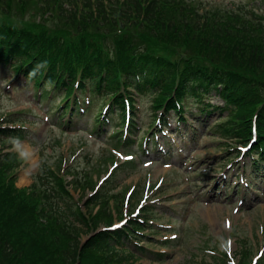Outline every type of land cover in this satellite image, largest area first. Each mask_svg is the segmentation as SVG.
<instances>
[{"label": "rangeland", "instance_id": "374dc122", "mask_svg": "<svg viewBox=\"0 0 264 264\" xmlns=\"http://www.w3.org/2000/svg\"><path fill=\"white\" fill-rule=\"evenodd\" d=\"M173 1L158 0L162 14L159 19H155L159 16L156 12L143 20L134 18L136 22L130 20L132 24L124 23L122 32L117 26L106 25V29L99 27L98 31H93L92 36L110 52L116 38L121 37L141 48L147 41L148 48L155 46L158 53L166 56L185 55L186 50L178 42H172L175 36L167 33L162 25L164 20L181 21V13L189 20L184 19L189 25L197 27L207 22L208 28L214 27L220 33L227 27L229 38L234 36L240 42L236 54L242 51L245 55L252 53L251 43L260 41V38L261 46L256 47L252 55H264V20L263 15H259L264 14L259 9L264 7L263 0H180L186 8H171L179 6ZM63 2L30 0L25 6L22 0H0V25L14 24L37 32L47 30L58 34L62 40L75 41L79 33L75 27L69 26L71 16L67 18L64 10L58 8ZM153 21V25H148ZM208 39H213L212 34ZM216 43L222 44V40L217 37ZM6 74L0 73V124L23 125L28 129L27 137L0 139V147L5 142L3 152H16L20 158V164L14 165L11 171L13 190L22 195L20 198L40 208L39 205L44 203L42 193L32 197V189L43 191L41 181L48 180L54 186L56 183L60 194L77 205L86 218L92 220L91 216L98 211L102 218L111 216L110 223L104 218L97 221L98 217L95 228L81 229V243L108 224L126 225L131 219H138L144 228L134 234L137 240L132 238L134 241L130 243L135 256L126 261L114 260L111 264H131L133 260L132 264H222L220 259L223 258L228 260L226 264H239L238 254L243 251L246 253H243L240 264H254L258 258L262 259L260 264H264V185H254L253 182L248 191L240 186L238 194L236 191L228 193L232 189L227 184L246 185L248 182L242 174L239 182L236 178L246 157L230 158L237 153L236 150L243 148L238 139L213 136L207 125L191 120L189 126L196 131L192 140L191 130L182 129L172 117L168 127L172 130L177 126V131L170 133L167 130V135L159 134L158 149L144 155V148L135 142L130 147L123 146L124 138L120 139L118 128L107 126L104 132L97 133L87 127L90 125H79L81 128L72 130L66 126L50 127L53 121L48 118L45 121L47 106L39 107L34 103L36 94L31 83L24 85L16 80L10 83L11 76L7 79ZM151 100V96L138 97L139 129L135 135L139 138L153 120ZM211 101L222 104L218 97H212ZM56 102L60 105L62 99ZM107 102L108 99L101 102V98H95L91 105L94 110ZM190 108L197 111V105ZM102 109L96 108V113ZM226 114L216 111L209 116V122L213 124ZM68 117L66 114L63 121ZM6 118H15L17 122L6 123ZM87 119L85 116L82 124ZM135 135L132 134L134 139ZM168 146L171 153L166 149ZM40 166L43 170L49 168L55 175L50 177L45 171L41 172ZM242 173L249 176L247 170ZM59 180L62 185L58 184ZM97 193H106L109 198L114 193L119 195L111 199L108 211L104 212L100 203L90 202ZM20 198L14 200L17 206L21 203ZM2 202L0 206L15 216L17 206H12L11 202L4 206ZM28 212L25 207L18 211L22 216ZM32 241V238L20 237L17 245L24 244L29 250L28 257L34 258ZM135 241L145 248V254L137 250ZM49 248L48 258L55 260L57 257ZM158 252L163 255L154 254Z\"/></svg>", "mask_w": 264, "mask_h": 264}, {"label": "trees", "instance_id": "16d2710c", "mask_svg": "<svg viewBox=\"0 0 264 264\" xmlns=\"http://www.w3.org/2000/svg\"><path fill=\"white\" fill-rule=\"evenodd\" d=\"M22 2L25 6L30 4V0ZM115 2L120 6L114 0H64L59 4V10H64L67 18L71 16L69 26L75 27L79 33L75 41L62 40L58 34L47 30L37 32L14 24H1L0 70H7L4 76L12 75L11 81L21 75L33 81L43 99L57 95L52 92V88L64 91L61 99L65 100V107L74 101L76 108L73 115L78 116H83L82 110H89L94 98L100 97L108 99V111H119L122 121L128 109V99L134 119L137 95L152 96L154 111L149 129H153V122L160 115V120L165 124L171 116L186 124V116L189 114L198 117V112L202 115L206 110L210 114L211 107L215 105L206 98L218 96L225 102L219 110H227L228 114L225 121L217 122L210 127V131L213 135L236 138L239 143L246 144L256 127L257 138L251 147L252 151L248 153V163L255 173L264 170V55H252L255 48L261 46L262 40L259 38L260 41L251 43L252 53L245 55L242 51L236 54L240 42L234 36L229 38L227 27L220 33L214 27L208 28L207 22H203L200 27L189 25V20L179 13L183 17L181 21L164 20L162 25L167 33L175 36L172 42H178L186 50L185 55L166 56L158 53L155 46L148 48L147 41H144L146 45L141 48L135 42L125 41L121 37L116 38L110 52L95 41L93 31L111 25L119 27L122 32V25L136 22L134 18L140 17L143 20L157 12L159 16L155 19H159L162 15L158 0ZM172 3L179 6L171 8H186L180 0ZM260 9L264 13V7ZM252 11L258 16L255 10ZM259 15H263L264 20V14ZM153 24L154 21L148 25ZM211 34L212 40L208 39ZM217 37L222 40V44L216 43ZM224 45L231 47L226 48ZM45 84L52 88L47 89ZM191 105H197V111L191 110ZM203 116L200 121L205 123L206 118ZM5 121L14 123L17 119L6 118ZM98 123L96 119L95 124ZM103 123H106L105 119ZM131 123L137 128L135 121ZM25 136L23 127L0 124V139ZM3 145L0 147V203L3 201L2 204L7 206L11 202L12 206H17L14 200L22 195L14 191V175L11 176V171L14 165L20 164V158L16 152H3ZM39 169L50 177L55 175L49 168L43 170V166H40ZM60 181L58 184H61ZM41 182L44 185L43 191L32 189V197L42 193L44 203L39 205L40 208L29 203V200L27 203L23 197L17 206L18 211L21 212L24 207L30 211L23 216L18 211L14 212V216L0 206V264H111L114 260L126 261L135 256L130 250V243L133 242L132 238H137L134 234L144 228L138 219L130 220L129 224L119 228L100 229L81 243V229L95 228V223L103 218L110 223L111 216L102 218L98 211L91 216L92 220L88 219L77 205L74 206L72 201L60 194L56 183L54 186L48 180ZM117 195L114 193L109 198L106 193H97L90 202L100 203V208L106 212L111 199ZM98 217L99 220L95 221ZM20 237L32 238L34 258L30 256L32 254L28 257L29 250L24 244L17 245ZM134 245L141 253H146L143 246L138 243ZM48 248L57 257L55 260L48 258ZM243 253L238 254L239 264L244 257ZM220 260L222 264L228 261L226 258Z\"/></svg>", "mask_w": 264, "mask_h": 264}]
</instances>
